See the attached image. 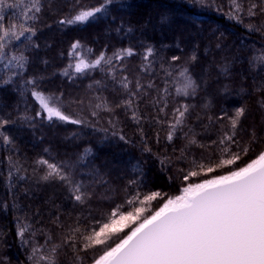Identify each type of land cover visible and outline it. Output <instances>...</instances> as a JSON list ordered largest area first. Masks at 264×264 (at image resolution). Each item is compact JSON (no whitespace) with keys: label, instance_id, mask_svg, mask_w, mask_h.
<instances>
[{"label":"trees","instance_id":"trees-1","mask_svg":"<svg viewBox=\"0 0 264 264\" xmlns=\"http://www.w3.org/2000/svg\"><path fill=\"white\" fill-rule=\"evenodd\" d=\"M44 2L37 34L32 38L38 47L24 50V45H19L14 49L24 50L28 56L26 69L9 78L0 74V81L13 80L0 86V116L16 121L3 129L14 144L6 146L0 140V264H33L28 259L31 249L44 245L47 235L59 243L69 225L75 226L77 221L82 228L88 227L107 220L113 210H131L126 200L137 190L141 198L144 193L159 191L166 199L188 183L225 174L264 150V108L258 104L264 99V90H258L264 85V67H252L248 62L252 47H264V36L248 33L246 14L243 24L228 18L230 0H214L215 6L194 4L192 0H114L108 13L73 25H60L58 21L98 7L103 0ZM162 17L167 19L162 22ZM251 22L260 24L264 16L251 18ZM240 37L245 38L248 48L241 49ZM77 41L80 47L70 56L71 45ZM149 47L154 50L149 57L152 70L145 72L142 66L148 61L143 57ZM128 48L133 50L132 56L114 58L115 53ZM102 53L113 58L111 67L102 62L85 74L68 68L76 63L77 55L92 61ZM173 56L179 59L173 62ZM169 68L174 75L188 69L197 85L194 96L176 94V85L170 83L172 77L165 75ZM65 69L69 75L63 74ZM124 76L131 81L133 93L137 79L144 85L139 97H133L131 109L123 103L129 98L120 83ZM28 79H35L38 90L46 95L60 97L61 111L83 123L48 120L31 96L33 86L26 83ZM149 83L152 88H148ZM166 86L169 94L165 97ZM158 96L167 100L164 112L158 111L160 105L153 106ZM102 102L106 107L96 109ZM185 104L189 107L184 125L169 142L168 125L173 113ZM242 106L246 112L240 118L236 138L243 146L255 133L253 151L249 156L241 155L232 165L216 167L222 158L219 140L231 131L230 117ZM133 111L139 123L132 119ZM25 115L32 118L30 122L18 119ZM121 135L127 142L120 140ZM232 150L239 148L232 145ZM157 157L170 158L165 161V170H161ZM40 159L64 168L73 184H80L87 194L84 202L75 200L73 186L56 178L42 179L47 168L37 164ZM193 161L203 164V169ZM17 162L19 172L12 167ZM209 166L214 171L207 172ZM190 170L198 175L183 181ZM132 180L136 183L130 184ZM162 203L161 197L149 202L147 215ZM117 205L123 207L117 209ZM17 218L30 222L36 233H26L27 243L22 244L17 235ZM81 255H85V264H91V252ZM73 257L64 249L60 264H73Z\"/></svg>","mask_w":264,"mask_h":264},{"label":"snow or ice","instance_id":"snow-or-ice-1","mask_svg":"<svg viewBox=\"0 0 264 264\" xmlns=\"http://www.w3.org/2000/svg\"><path fill=\"white\" fill-rule=\"evenodd\" d=\"M192 2L215 6L214 0H192ZM76 3L78 4L79 0H76ZM113 3L114 0H103L98 7L80 10L71 17L60 19L58 23L60 25L85 23L97 14L108 13L109 6ZM45 6L44 0H27V2L26 0H0V61L7 60L9 65H14L22 71L26 69L29 58L24 54V50L38 47L33 43L32 38L37 34V24L42 18ZM17 8H20L19 17L15 16ZM6 10L13 11L12 18L6 17ZM217 10L221 9L217 7ZM245 14L250 21L246 25L248 33L258 32L264 36V22L260 24L251 22V18L264 16V0H230L227 12L230 20L243 24ZM166 19L167 17H162V22ZM29 21L32 23L29 24ZM22 37L27 41L23 46L24 50L9 49L13 40L19 41ZM239 40L242 50L249 47L244 37H240ZM79 47L78 41L73 43L69 55L71 56ZM133 54L131 48L123 49L115 53L114 58L123 60L125 56ZM153 54L154 50L151 47L146 49L143 59L148 63L142 66L143 71L152 70L153 61H149V57ZM112 59L111 57L106 58L103 53L92 61L77 55L76 63L69 64L68 68H73L76 73L85 74V70L100 67L102 62L111 67ZM171 59L174 62L179 57L173 56ZM248 62L252 67H264V47H252ZM224 71L227 72V67ZM63 74L69 75L68 69H65ZM165 75L172 77L170 83L176 85L178 96L195 95L197 85L188 74L187 68L180 70L178 75H174L171 68L165 69ZM12 83V79H5L0 81V86ZM26 83L33 86L31 96L38 102L41 112L46 113L48 120L56 118L72 124L83 123L80 119H72L65 115L59 107L62 103L61 98L54 94L46 95L38 90L35 79H28ZM99 83L97 81V84ZM120 83L129 93V98L123 103L131 109L135 104L133 97H139L144 90V85L137 79L136 92L133 93L129 88L131 81L128 77L124 76ZM168 83L169 81H165L166 85ZM152 87L153 84L149 83L148 88ZM258 90H264V85ZM163 92L165 97L169 94L167 86ZM258 104L264 108V99L259 100ZM157 105H160L158 111L164 112L167 107L166 98L158 96L153 106ZM95 107L96 109L106 107V102L97 104ZM188 107L185 104L175 109L172 122L168 125L170 130L167 139L169 142L172 141L174 133L183 127ZM41 112H37L36 115L40 116ZM245 112V107H238L235 109L234 116L230 117L231 131L224 133L219 140V144L223 145L222 158L216 167L232 165L240 160L241 155L249 156V153L253 151L252 142L257 139L255 133L251 141L243 146L236 138L240 118L245 115ZM92 114L95 116L97 112L93 111ZM18 119L30 122L32 118L25 115ZM132 119L139 123L135 111H133ZM156 122L161 121L157 118ZM14 123L16 121L10 116H0V140L6 146L13 145L14 141L5 134L3 129ZM119 138L127 142L123 135ZM190 143H196V141L191 140ZM232 145H236L239 151H233ZM145 147L148 152H151L150 148L146 145ZM224 155H229L230 158L224 159ZM169 159V157H157L162 166L161 170L167 168L165 161ZM9 161L11 164V157ZM37 164L47 168L42 179L56 178L73 186L75 200L84 202L87 194L82 191L80 184H73L64 168L44 159L38 160ZM193 164L201 169L204 167L203 164H197L195 161ZM12 167L17 172L21 171L18 162L12 164ZM212 171L214 168L209 166L207 172ZM11 175L10 171L9 176ZM197 175L196 171L190 170L182 179L187 181L189 177ZM129 183L135 184L136 181L132 180ZM157 197H161L163 203L151 214L143 215L144 206ZM126 203L131 210L122 212L113 210L107 220L95 221L83 228L79 221L75 226L69 225L67 233L59 243L55 242L51 235H47L44 245L32 247L28 259L33 264H60V254L64 249H68L74 254L73 264H85V255L81 253L87 255L89 252L92 254L91 264H264V150L256 153L254 157L249 156V159L242 165H236L225 174L216 175L202 182L187 184L180 189L179 195L168 196L164 199L161 192L154 191L144 193L141 198V192L137 190L131 198L126 200ZM122 207L123 205L116 206L117 209ZM17 224V235L21 243H27L26 233L32 236L36 234L32 231V224L26 220L21 221L19 218H17ZM131 224L135 226L131 227L130 231L119 235L125 227H130Z\"/></svg>","mask_w":264,"mask_h":264},{"label":"rangeland","instance_id":"rangeland-1","mask_svg":"<svg viewBox=\"0 0 264 264\" xmlns=\"http://www.w3.org/2000/svg\"><path fill=\"white\" fill-rule=\"evenodd\" d=\"M26 2H27V0H26ZM5 15L8 18H12L13 17V11L12 10H6L5 11ZM15 16L16 17L20 16V8H17L15 10ZM31 23L32 22L29 21V24H31ZM25 35L27 36L28 34H25ZM25 42H26V40H25L24 37H22L21 40H19V41L13 40V42L9 45V49H11L12 51H17V50H14V49L16 47H18L19 45H24ZM20 70L21 69L15 67L14 65H9L7 63V60L0 61V74L5 73L8 78L16 75L18 73V71H20ZM211 178H213V177H211ZM207 179H210V178H207ZM203 180L201 179L199 181H194V182H191V183H198V182H202ZM188 184H190V183H188ZM179 194H180V190L175 195H179ZM175 195H173V196H175ZM144 207H145V212L143 213V215H147V213L149 212L148 205H145ZM134 226H135L134 224H131L130 227H125L124 231L121 232L119 235H123V234L127 233L128 231H130V228L134 227ZM113 239H116V237H113Z\"/></svg>","mask_w":264,"mask_h":264}]
</instances>
